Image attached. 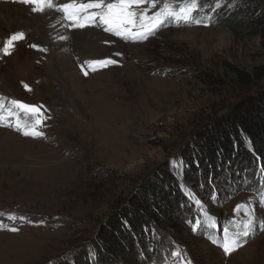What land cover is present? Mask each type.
<instances>
[{
    "label": "rangeland",
    "instance_id": "1",
    "mask_svg": "<svg viewBox=\"0 0 264 264\" xmlns=\"http://www.w3.org/2000/svg\"><path fill=\"white\" fill-rule=\"evenodd\" d=\"M4 5L24 19L0 20V48L13 33L25 38L11 55L0 53V96L43 105L49 119L41 137L5 126L9 119L0 125V264H264V159L249 141L251 162L218 145V126L264 94V23L252 17L264 12V0H199L191 23L169 20L139 41L103 27L70 29L55 9L41 14L19 0H0ZM44 15L52 17L48 27L62 30L48 33L47 44L26 20ZM90 41L99 53L77 45ZM106 57L118 64L81 71L92 67L86 61ZM166 162L178 180L176 195L159 176ZM155 178L164 200L174 202L149 226L146 243L127 229L121 257L98 258L101 228ZM237 205L253 209L255 228L225 255L213 241L247 219L243 208L234 212ZM177 248L182 259L171 255Z\"/></svg>",
    "mask_w": 264,
    "mask_h": 264
},
{
    "label": "snow or ice",
    "instance_id": "2",
    "mask_svg": "<svg viewBox=\"0 0 264 264\" xmlns=\"http://www.w3.org/2000/svg\"><path fill=\"white\" fill-rule=\"evenodd\" d=\"M20 3L31 5L33 12H43L45 9H55L62 13V19L67 22L66 26L70 29H85L87 27H103L105 32H110L124 39L139 41L152 35L167 21L175 20L177 23L184 21L191 23L194 14L199 11V0H163L162 5L157 0H67L65 3L57 4L55 0H19ZM146 5V6H145ZM140 9H143L142 11ZM197 24L199 20L195 21ZM23 32L13 33L4 42L0 53L11 55L17 41L23 40ZM60 36L59 39H66ZM37 48V45H31ZM45 50V49H41ZM115 55H120L116 53ZM85 64L92 66L91 69L81 65V71L85 76L89 70L95 71L97 68H104L109 65H116L118 61L112 57H106L100 60H89ZM28 89V86L25 85ZM30 90V89H28ZM46 109L43 105H29L14 98L0 96V125L5 119L12 121L9 125L21 131L25 136L41 137L44 135L40 129L45 126V121L49 119L46 115ZM31 116L32 121H22L21 115ZM175 167H182V164H174ZM264 198V197H262ZM245 210L246 220L241 222L233 221L237 224V231L232 232L229 228L223 229V239L214 240L222 248L225 255H230L243 246V238L249 237L255 228V218L253 209L248 205H237L234 212ZM14 219L15 217H10ZM20 219H24L21 217ZM5 226L0 224V228ZM260 227L264 229V222ZM12 232L19 231L17 228L7 229ZM173 257L183 258V253L179 248L171 252ZM182 264H191V260L184 261Z\"/></svg>",
    "mask_w": 264,
    "mask_h": 264
},
{
    "label": "trees",
    "instance_id": "3",
    "mask_svg": "<svg viewBox=\"0 0 264 264\" xmlns=\"http://www.w3.org/2000/svg\"><path fill=\"white\" fill-rule=\"evenodd\" d=\"M197 15L199 16V14ZM252 17L256 21L264 23V12H261L259 8L256 9V11L254 10ZM238 76L249 82L254 80L253 77L251 78L250 75L242 72H238ZM242 109L243 110L235 112L234 117L231 118V122L228 120L226 123L218 126L219 131H221V139L218 142L219 148L228 156L232 155L234 158L238 156L237 159H242L244 157L245 160L251 162V160H255V156H251L247 150L248 147L246 146V142L249 141L252 149H254V155L264 159V94L258 99L257 103L255 101L252 106H246ZM225 128L227 129L226 133H224ZM229 128L230 130L228 131ZM206 139L207 136L205 137V140ZM211 143H213V141L209 144L202 142V145H199V147L208 144L206 149L211 153V149L215 148L210 145ZM191 157L187 156L189 164L192 159ZM168 167L169 163L166 162L160 170L159 176L161 180H163L162 182L170 183L174 191L179 190L178 180ZM185 171L184 174L187 176V170ZM157 185L156 178L155 180L147 179L142 184L141 189L135 192L128 206L123 208L124 210L121 212L112 215L107 224L101 228L97 236L98 240L95 241L99 254L98 258L108 260L109 257L105 256L104 253L121 257L124 247L123 240L126 238L130 239L131 237L127 229L133 232L132 234L135 236L140 237V240H144L142 243H146L147 238L144 236L149 226H153V223L159 219V214L164 210L166 202H174L173 196H168V198L164 200L165 196L163 192L165 191L162 188H157ZM176 194L177 191L175 195ZM160 202H162V205ZM137 240L138 238L136 241ZM165 247L167 248V252H169V246ZM158 249H161L160 245ZM99 263V261L96 262V264Z\"/></svg>",
    "mask_w": 264,
    "mask_h": 264
},
{
    "label": "bare ground",
    "instance_id": "4",
    "mask_svg": "<svg viewBox=\"0 0 264 264\" xmlns=\"http://www.w3.org/2000/svg\"><path fill=\"white\" fill-rule=\"evenodd\" d=\"M8 7L4 5V7L2 9H0V20H2L3 22H5V24H11L12 21H14L13 19H19L22 16H20L19 14L13 13V11H9L7 9ZM50 10V9H49ZM56 13V12H55ZM29 14V13H28ZM34 14V13H33ZM41 14H44L43 12ZM42 16V15H41ZM55 17L54 12H51V15ZM23 18V17H22ZM30 18V17H29ZM24 19V18H23ZM46 19H50V21H52V17L49 18L48 15H44L43 18H34V19H26L29 22L30 27L33 29L35 35L37 36L38 39L42 40L44 43L47 44V41L49 39L48 33L53 34L55 33L57 36L61 35L62 30L59 27V24L56 25L55 27L52 26H47L48 22L46 21ZM60 20V19H59ZM54 21V20H53ZM50 24V23H49ZM64 25V24H63ZM21 29V28H20ZM89 30V29H88ZM73 31V30H72ZM78 32V31H77ZM82 33V32H81ZM99 34H101L100 32H98ZM81 35V34H80ZM63 36V35H62ZM96 36V35H95ZM83 37V36H82ZM92 37V36H91ZM94 37V36H93ZM106 37V36H105ZM88 39V38H87ZM107 39V37L105 38ZM104 40V39H103ZM86 41V40H84ZM89 41V39H88ZM99 41V40H98ZM69 40H66V42L63 41V44H68ZM79 46L82 47L81 49H83L84 47L89 48L91 51H94L96 53H99L100 51H98V49H100L101 47L97 46V42L96 41H90V42H85V43H80ZM120 45L117 44V47H119ZM77 48V46H76Z\"/></svg>",
    "mask_w": 264,
    "mask_h": 264
},
{
    "label": "water",
    "instance_id": "5",
    "mask_svg": "<svg viewBox=\"0 0 264 264\" xmlns=\"http://www.w3.org/2000/svg\"><path fill=\"white\" fill-rule=\"evenodd\" d=\"M25 103V102H24ZM29 105H32V104H29Z\"/></svg>",
    "mask_w": 264,
    "mask_h": 264
}]
</instances>
